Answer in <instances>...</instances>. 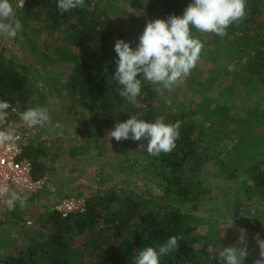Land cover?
<instances>
[{
	"label": "trees",
	"instance_id": "1",
	"mask_svg": "<svg viewBox=\"0 0 264 264\" xmlns=\"http://www.w3.org/2000/svg\"><path fill=\"white\" fill-rule=\"evenodd\" d=\"M32 1L26 0L28 5ZM57 2L58 0H36V7L46 10V28L52 31L66 24L70 29V38L76 46L88 43L92 49L89 53L83 51L75 58L67 75V94L63 103L58 106L61 118L58 127L30 129L23 126L20 120L12 121L11 124L30 130L36 140L34 146L24 152V156L32 161V177H48L47 184L26 199L25 204L43 200L40 196L44 193L52 194L50 187L54 186L56 195H53L56 199L61 196L83 197L85 212L61 218L51 209L50 198H47L45 205L43 203L44 212L33 215L35 221L41 223V228L49 231H34L32 226L27 227L44 238L21 247L15 253L9 251L2 255L0 264H73L67 252L79 240L81 242L78 248L74 247L75 254L82 259H88L90 264H134L140 249L159 246L173 235L178 237L180 246L177 251L162 257L160 264H190L187 253L196 241L195 217L192 212L184 211L180 206L190 204L194 211L205 196L206 185L201 180L200 167L201 162L207 159L203 157L202 151L206 132L195 123V113L191 115L193 121L186 111L176 113L172 109L165 110L166 103L181 98L178 97L183 94L184 87L181 84L176 85L175 91L168 93L160 85L143 81L141 93L134 101H129L120 95L122 86L113 75L116 70L115 60L118 59L114 51L116 40L122 39L135 48L146 21L166 19L169 15L181 16L192 0H129L128 8L133 11L132 16L118 13L114 22L104 9L101 10L102 13L95 12L94 8L88 12L76 8L61 13ZM87 3L88 0H84V6ZM137 14L140 16L136 17ZM125 21L133 23L131 27L134 26V36L132 29H125ZM193 31L194 29L192 33ZM213 42L217 45L225 44L220 53L225 61L219 68V73L216 72L211 77L241 71L240 74L247 76L249 80L264 86V0H247L246 17L230 25L226 35ZM230 59H233V65H229ZM27 81L19 65L6 63L0 56V100L15 105L20 112L29 108L36 94H32ZM58 89L60 93L63 90L60 83ZM132 115L148 122H153L157 117H164L166 123L177 120L183 122L180 138L171 153L150 156L147 152L148 141L142 139L133 140L135 145L142 143L141 150L133 155H126L133 161H143L146 181L154 183L158 194L150 192L146 195L137 190L125 191L121 195L110 189L105 194L94 192L86 196L80 192L64 193L63 190L69 187L65 183L57 187L56 183L63 177L60 170L64 168L63 161L67 156L77 157L76 159L83 162L86 154L99 147L101 139L108 136L117 122H123ZM57 129L64 133L58 135L59 131L55 133ZM84 129H89V134L83 133ZM70 132L77 137L73 138L75 145L68 149L67 155L68 152H63V149L68 148L65 145V134ZM107 138L113 139L109 136ZM90 156L91 159L97 158V155ZM259 165L263 168H259ZM248 173L251 184L246 186L244 194L250 197L254 194L264 196V160L257 161V165ZM123 174L127 179L130 178L128 170ZM57 191L62 194L57 195ZM176 200L180 206H173L172 201ZM240 202L232 207L233 216L239 219L246 230L254 235L259 233L260 238L264 239V210L256 209L243 215L239 211ZM4 211H9L6 206ZM26 218L28 217L19 215L15 224L20 225ZM194 264L200 263L196 261ZM202 264H210V261Z\"/></svg>",
	"mask_w": 264,
	"mask_h": 264
},
{
	"label": "rangeland",
	"instance_id": "2",
	"mask_svg": "<svg viewBox=\"0 0 264 264\" xmlns=\"http://www.w3.org/2000/svg\"><path fill=\"white\" fill-rule=\"evenodd\" d=\"M11 3L15 8L16 0H11ZM128 4L129 0H88L87 5L81 9L88 12L94 8L95 12L101 13L104 9L114 22L118 18V13L122 16H132L133 11L129 10ZM15 12V19L20 21L22 28L14 39L0 37V56L6 63L12 62L13 66L17 64L21 67V71L28 79L27 86L32 94H36L30 107L47 108L51 114V122L47 127H58L61 122L58 106L63 103L67 94L65 91L67 75L73 67L75 58L83 51L89 53L92 47L88 43L76 46L70 38V29L66 24L52 31L46 28L45 22L48 21L46 10L43 7L40 9L36 7V0L29 5L25 0L24 8H15ZM138 16L140 15L137 14L136 17ZM132 24L125 21V29H132L134 27H131ZM194 31L193 36L201 37L204 42V49L196 67L178 83L185 88H182L183 94L178 96L181 98L166 103L165 110L172 109L176 113L182 110L188 112L190 118L193 121L195 119V123L206 132L202 151L203 157L207 159L201 162L200 167L206 193L194 211L191 210L190 204L180 206L177 200L172 203L173 206L182 207L184 211L192 212L195 217L196 241L187 253L188 263L194 264L197 261L202 264L210 261V264H218L213 257L218 256L220 247L236 245L240 236L239 229H243L249 247L245 264H254L259 258V247L253 239L254 234L246 230L239 219L233 216L232 207L241 200L239 211L243 215L256 209L264 210L262 194H254L252 197L244 194L246 186L251 184L248 172L257 165V161L264 160V86L249 80L247 76L240 74L241 71L211 77L224 64L225 60L220 53L225 44L217 45L213 42L215 39L218 41L221 36L212 33H202L200 36L195 29ZM132 35L134 36L133 29ZM75 51L76 54H73ZM232 61L233 59H230L229 65H233ZM229 69L232 67L229 66ZM58 83L63 88L61 93ZM175 88L176 86L168 88L167 92H173ZM192 113H195L194 119L191 117ZM11 122L9 119L8 124ZM57 131L58 135L63 132L57 129L55 133ZM87 131L90 130L84 129L83 133L89 134ZM72 134V132L65 134V145L68 148H64L63 152H68V149L75 145L73 138L77 136ZM107 137L101 139L97 149L86 154L83 162L76 159L77 157L67 156L66 161H63L64 168L60 170L63 177L56 183L57 187L62 186L67 180L72 184H66L69 186L65 188L66 190L84 193L86 196L94 192L105 194L110 189L118 194L137 190L146 195L150 192L158 194L154 183L146 181L147 174L143 161H133L130 156H126L139 152L142 143L135 145L132 139L116 141ZM98 152L101 154L98 155ZM90 154L97 155V158L91 159ZM127 170L130 173L128 179L123 174ZM51 195L44 193L40 196L43 200H34L23 207L17 204L14 210L1 213L0 257L9 251L15 253L21 247L44 238L43 235H36V232L25 226L23 222L27 218L20 225H16L15 220L19 215L35 220L34 215L44 212V202ZM37 222L34 221L32 226L34 231L43 230L41 223ZM44 231L49 230L46 228ZM77 242L72 245L73 249L69 250L67 255L73 264H90L88 259H82L75 254L74 247L78 248L81 241Z\"/></svg>",
	"mask_w": 264,
	"mask_h": 264
},
{
	"label": "clouds",
	"instance_id": "3",
	"mask_svg": "<svg viewBox=\"0 0 264 264\" xmlns=\"http://www.w3.org/2000/svg\"><path fill=\"white\" fill-rule=\"evenodd\" d=\"M25 0H16L15 8H24ZM84 0H58L57 8L61 13L83 8ZM247 0H192L181 16L169 15L166 19L146 21L135 48L122 39L116 40L114 51L116 70L113 78L122 86L120 95L134 101L141 93L142 82L160 85L165 89L178 85L196 67L204 42L193 36L192 30L199 33L226 35L230 25L246 17ZM15 8L11 0H0V37L14 39L22 25L15 19ZM139 76V78H138ZM11 104L0 100V146L14 141V132L8 125L12 113ZM19 120L27 128L45 127L51 122L47 108L29 107L19 114ZM182 121L166 123L164 117L153 122L145 121L136 115L123 122H117L108 133L116 141L132 139L147 140V152L150 156L171 153L180 138ZM0 198L8 210H14L19 204L23 207L25 197L7 185H0ZM234 221L232 220L231 226ZM230 226V227H231ZM237 244L220 247L218 256L213 260L218 264H245L249 255L245 230L239 229ZM259 247V258L254 264H264V239L256 233L253 237ZM178 237L170 236L159 246H147L138 251L134 264H160L161 258L177 251Z\"/></svg>",
	"mask_w": 264,
	"mask_h": 264
},
{
	"label": "built area",
	"instance_id": "4",
	"mask_svg": "<svg viewBox=\"0 0 264 264\" xmlns=\"http://www.w3.org/2000/svg\"><path fill=\"white\" fill-rule=\"evenodd\" d=\"M9 111L12 113L9 118L11 121L19 120L21 112L15 105L11 104ZM9 126L14 132L15 139L10 144L0 146V185H7L10 190L19 192L26 200L47 184L48 177L43 176L38 179L32 177V161L24 156L25 150L32 146L34 140L30 130L12 124L5 125V127ZM2 199L0 198V221L1 213L5 210ZM50 207L61 218H66L71 214L84 213L85 201L80 196H61L52 201ZM34 221V218L29 217L24 224L26 227H31Z\"/></svg>",
	"mask_w": 264,
	"mask_h": 264
},
{
	"label": "crops",
	"instance_id": "5",
	"mask_svg": "<svg viewBox=\"0 0 264 264\" xmlns=\"http://www.w3.org/2000/svg\"><path fill=\"white\" fill-rule=\"evenodd\" d=\"M34 142H36L35 139L33 140L32 146H34ZM65 180H66V179H65ZM68 180H69V179H68ZM68 182H70V181H67V180H66V183H68ZM66 183H65V185H66ZM50 186H51V185H50ZM54 188H55L54 186H53V187H52V186L50 187V189H51V191H52L53 193H52V195H51V197H50L49 202H52V201L56 200V198L54 197V195H56L55 192H54ZM63 192L66 193V192H68V190H63ZM72 192H73V191H72ZM57 193H58V191H57ZM53 194H54V195H53ZM59 194H62V193L59 192L57 195H59Z\"/></svg>",
	"mask_w": 264,
	"mask_h": 264
}]
</instances>
